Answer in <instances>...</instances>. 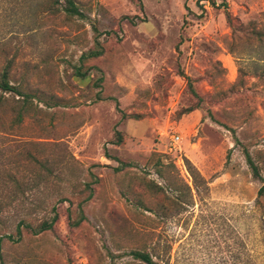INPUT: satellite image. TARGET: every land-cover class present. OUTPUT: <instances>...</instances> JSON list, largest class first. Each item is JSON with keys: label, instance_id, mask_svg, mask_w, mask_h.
Returning a JSON list of instances; mask_svg holds the SVG:
<instances>
[{"label": "rangeland", "instance_id": "rangeland-1", "mask_svg": "<svg viewBox=\"0 0 264 264\" xmlns=\"http://www.w3.org/2000/svg\"><path fill=\"white\" fill-rule=\"evenodd\" d=\"M77 2L89 19L37 17L33 0H0V66L13 58L14 84L35 96L14 126L21 141L0 140V192L17 189L6 174L40 185L0 214V264H144L131 252L157 250H169L165 264H264L262 180L244 154L264 178V43L227 22L264 30V0ZM99 47L86 63L97 70L74 76ZM30 203L42 206L34 226L57 208L53 231L18 235Z\"/></svg>", "mask_w": 264, "mask_h": 264}, {"label": "trees", "instance_id": "trees-1", "mask_svg": "<svg viewBox=\"0 0 264 264\" xmlns=\"http://www.w3.org/2000/svg\"><path fill=\"white\" fill-rule=\"evenodd\" d=\"M33 1H34L33 5H35L39 13L37 17L39 15L40 16L65 15L67 18L76 17L81 20L89 19L88 15L82 10L77 0H33ZM227 22L229 23L234 35L239 33L240 35H244L247 38V41L254 39L259 43H264L263 29L258 30L256 28L244 27L243 24L241 23L236 24V22L238 21L235 20L230 14H227ZM103 54L104 52L101 50L100 47L84 52L80 57L78 64L75 66L73 65L74 76L80 79H85L90 74V71L97 70V66L92 65L90 67H87L86 63L88 61L101 58ZM14 66H15V60L13 58L11 59L6 58V60L0 66V140H7L10 141L11 143H13L14 140L19 142L21 141L19 139L20 136L15 134L14 126H20L24 123L25 118H27L28 115H30L31 113V109H32L31 100L35 98L33 94L25 92L23 84H18V85L14 84L12 78ZM239 73H240V77L238 79V83H236L234 86H236L237 84L241 85L243 83L242 82L243 76L246 75V73L244 69L241 67L239 69ZM183 77L188 82L190 93L194 97L199 98L198 93L195 91L193 87L192 80L189 77H186L185 75ZM259 79H264V73L261 76H259ZM8 95L10 96L14 95L15 97H19L20 103L16 107H14V105L11 103L10 96ZM12 113L14 115V120H13V124L10 125L8 122L6 123L4 121V117L5 116L9 117L10 115L12 116ZM124 117L127 116L124 114ZM134 117L136 118V116H131L129 118L134 119ZM115 134L117 137V142L119 144L122 143L123 138L121 132L116 131ZM236 140L238 141V139ZM25 143H29V142H25ZM244 154L246 157L247 164L250 167L254 177L262 180V186L258 192L256 206L258 210L262 213V215H264V178L261 177L260 169L258 165L255 163L254 159L252 158L250 152L247 149H244ZM3 159L4 156L0 154V167H2L1 169H6V164L3 162ZM26 160H32L36 164L42 166L44 169H47V171H49V173L52 174L44 162H42L41 160H37L32 155L30 156V158L28 157ZM116 161L119 162V160ZM11 164L15 167V169H19L23 167L21 163H11ZM188 165L194 183L196 182V184H198L199 182H201L202 185L205 184V186H207L205 180L203 179L198 169L189 162ZM7 177H9V180ZM36 177L39 178L40 180H43L41 178L42 176L40 173L37 174ZM2 181L5 184H7L8 182L15 183L17 189L13 190L10 187H5L4 189L1 190L0 193H2V196L0 197L2 199H5L6 197L7 202L5 203V205H2V202L0 201V214L3 213V211H5V209H7L13 202H18V203L26 202L27 201L26 196L28 192L33 193L35 196V192H37L40 189V185L38 181L35 180L37 184L32 186V184H30L29 182L27 183L20 182L18 178H16L12 174L9 175L6 174L2 179ZM23 186H25V188H22ZM7 188L10 190H7ZM88 197L90 198L91 194ZM25 205L26 204H24V207H26ZM40 209H42V206H37L34 203H30V207L26 208V210L23 209V211L20 213L21 219L17 229L19 236H22V230H21L22 228L29 235H39L41 233L51 232L54 230L55 224L59 220V214L57 213L56 210L57 208L53 206V208L51 209L50 213H54V216L51 219H45L39 222L38 225L34 226L33 216ZM145 210L147 212H152L147 208ZM84 219H85L84 214L81 213L77 221L73 222V226L77 227ZM0 241H2V238H0ZM169 253H170L169 250H167L166 252H158L157 250L154 251V253L147 251H132L130 255L135 260L140 261L144 264H165L167 263V258L169 257Z\"/></svg>", "mask_w": 264, "mask_h": 264}, {"label": "built area", "instance_id": "built-area-1", "mask_svg": "<svg viewBox=\"0 0 264 264\" xmlns=\"http://www.w3.org/2000/svg\"><path fill=\"white\" fill-rule=\"evenodd\" d=\"M179 141H180V136L179 135H177V136L174 135L172 137V142H173L174 145H176Z\"/></svg>", "mask_w": 264, "mask_h": 264}]
</instances>
